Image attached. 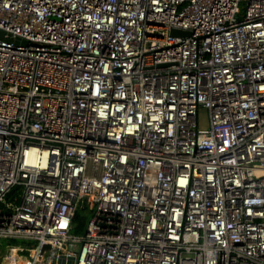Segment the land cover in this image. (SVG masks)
<instances>
[{
  "label": "built area",
  "instance_id": "obj_1",
  "mask_svg": "<svg viewBox=\"0 0 264 264\" xmlns=\"http://www.w3.org/2000/svg\"><path fill=\"white\" fill-rule=\"evenodd\" d=\"M0 32L2 264H264V0H0Z\"/></svg>",
  "mask_w": 264,
  "mask_h": 264
},
{
  "label": "rangeland",
  "instance_id": "obj_2",
  "mask_svg": "<svg viewBox=\"0 0 264 264\" xmlns=\"http://www.w3.org/2000/svg\"><path fill=\"white\" fill-rule=\"evenodd\" d=\"M199 127L201 129H207L209 128V114L206 109H200L199 111V117H198ZM73 233H75L73 231ZM28 243V242H27ZM27 244L23 241H2L0 244V264L3 262V257L7 253L9 247L11 246H22L25 247ZM26 264V262H25Z\"/></svg>",
  "mask_w": 264,
  "mask_h": 264
},
{
  "label": "trees",
  "instance_id": "obj_3",
  "mask_svg": "<svg viewBox=\"0 0 264 264\" xmlns=\"http://www.w3.org/2000/svg\"><path fill=\"white\" fill-rule=\"evenodd\" d=\"M88 219V213L84 210L79 211L74 219L75 230L74 232L81 235L85 230V226ZM24 262H27L26 259H23Z\"/></svg>",
  "mask_w": 264,
  "mask_h": 264
},
{
  "label": "water",
  "instance_id": "obj_4",
  "mask_svg": "<svg viewBox=\"0 0 264 264\" xmlns=\"http://www.w3.org/2000/svg\"><path fill=\"white\" fill-rule=\"evenodd\" d=\"M172 35L173 36H183V37H189L190 36V33L188 32H183V31H173L172 32ZM0 36L2 37L3 34L0 32ZM49 247L46 246L44 247V249H48ZM74 261H75V258L74 257H66V256H61L58 261H57V264H74Z\"/></svg>",
  "mask_w": 264,
  "mask_h": 264
},
{
  "label": "crops",
  "instance_id": "obj_5",
  "mask_svg": "<svg viewBox=\"0 0 264 264\" xmlns=\"http://www.w3.org/2000/svg\"><path fill=\"white\" fill-rule=\"evenodd\" d=\"M7 254V253H6ZM5 256V255H4Z\"/></svg>",
  "mask_w": 264,
  "mask_h": 264
}]
</instances>
